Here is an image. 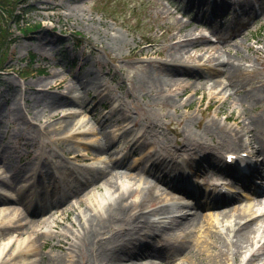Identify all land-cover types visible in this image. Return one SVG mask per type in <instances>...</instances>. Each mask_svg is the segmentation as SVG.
Instances as JSON below:
<instances>
[{"label": "bare ground", "instance_id": "6f19581e", "mask_svg": "<svg viewBox=\"0 0 264 264\" xmlns=\"http://www.w3.org/2000/svg\"><path fill=\"white\" fill-rule=\"evenodd\" d=\"M203 4H206V1L195 5L191 2L186 8L196 10L195 19L207 22L202 13ZM248 5L247 10L253 3ZM220 8L223 9L222 6ZM214 30L217 31L218 28L215 27ZM200 36L208 40L206 35H197L194 31L172 35L168 47L171 60L162 61L152 66L150 70L145 67L143 86L162 91L174 86L177 88L184 78L181 76L183 74L193 77L203 76L207 81L212 82V86H221L222 90L226 91L233 90L227 100H231L236 94L245 102L247 98L254 97L256 104L260 103L264 99L263 93L259 96V90H264L263 82L254 81L250 90L245 89V86L257 77L254 69L245 70L239 61L224 60V55L222 61L220 56L212 55L209 61L220 62L217 61L213 65L202 63L199 66L198 62L202 56L189 59L185 55L187 52L176 49V46L199 39ZM196 66L203 71H195ZM51 76L53 79H39L29 83L21 93L23 103L19 101L11 107L4 108L0 102V132L6 118H13L19 125L30 129L34 125L41 124L42 118L46 117L47 123L39 127L43 134H63L60 138H53V142L57 145H62L73 137L85 138L84 135L95 133L106 137L105 144L95 149V156L92 157L89 165L74 162L64 164L58 159L64 154L70 158L85 159L87 154L80 151L88 150L92 141H83L79 144L81 148L77 150L69 146H60V153L56 151L48 153L42 149L39 141L30 140L34 137L29 130L26 138L23 137V145L36 146L33 159L29 162V174H26L23 165H17L0 147V168L6 167L5 169L11 172L9 179L0 177V202L3 203L0 205V264L37 263L41 243H45L46 239H53L52 247L61 248L66 255L49 250L43 256L41 264L156 262L145 261L147 258H157L165 264H180L174 260L186 259L189 254L202 259L205 263L222 264L221 260L229 253L233 264L239 262V257L245 248L243 246L236 249V247L250 241L255 244L251 252L252 257H258L256 264H264V256H262L264 243L257 248L259 242H264V225L260 228L255 227L256 218L264 216V197H258L264 196V185L249 187L240 183L235 192L226 195L221 192L222 183L213 181V187L201 188L192 185L190 182L194 180L190 181V178L185 177L187 171L191 174L188 161L195 153L208 157V151L213 152V148L208 143V139L211 140L209 136L213 126L205 128L201 133L192 132L188 129L187 123L193 122L194 119L188 116L179 130V136L172 142L166 139L160 149H151L153 146L151 144L154 143L152 139L157 134L155 130L161 127L159 123L152 120L146 121V125L145 122H138L137 117H133L132 112L122 105L117 107L126 112L121 118L117 116L115 109L97 113L100 105L104 106L109 97V92L101 94L109 87L100 78L93 77L85 82L80 75H77V82L73 87L67 85L65 92H56L53 88L61 86L64 81L55 79L56 73H51ZM88 83L94 86L93 98L97 99V103L92 107L85 98L89 93L88 90L86 91ZM195 87L198 89L199 85ZM74 105L85 109L78 116L76 123L73 124L71 119L72 115L77 114L76 111L65 113L59 119L50 121V118L55 116L51 113L54 109L73 108ZM252 105L254 104L250 106ZM96 114L100 115L102 120L110 121L111 125L108 124L106 127L103 125L98 129L89 127L88 118ZM240 118L241 114L236 116V119ZM122 122L131 124V127L122 130L118 127ZM240 122L241 128L232 129L227 134L224 131V133L219 132L220 141L224 142L228 139L230 141L226 146L228 148L234 144H242L243 138L247 137L246 147L253 145L252 147L257 151L255 153L261 155L263 157L261 160H264V108L256 117H251L247 122L237 121V124ZM107 127H111V130L108 131ZM136 129L139 130L134 133ZM69 131L71 134L68 133ZM10 136L8 142L10 138L13 139L12 134ZM128 138L131 142L129 151L124 153L123 148L114 149L116 143L124 144ZM214 149L218 153L223 151L221 148L214 147ZM14 152L18 151L14 149ZM132 153L147 155L149 159H153L152 165L146 167L137 160L128 162L127 157ZM53 158L59 161L55 167L52 166ZM259 166H253V169L258 172ZM185 167L186 173H180ZM259 172L260 178H264V170L260 169ZM38 174L40 177L36 179ZM51 174L54 175L52 181H50ZM174 174L177 178H187V181L168 179V175L174 176ZM18 178L23 179V183L19 189H16L12 184ZM89 182L94 186L88 192L85 185ZM144 182L147 183L145 188L142 187ZM160 184L165 185V188ZM227 184V186L232 185ZM144 189L147 190L145 197H140L139 193ZM180 194L194 200L202 197L211 201L206 202V208H214L222 199L228 202L234 197L236 199L254 197V204L246 206L244 203H239L231 208L218 209L210 215L199 213L197 208L190 204L184 205L187 209L181 213L169 214L168 210L171 207L180 204L178 201ZM71 195H78V198L62 208L63 201ZM130 196L136 197L134 203L137 210L132 206L133 201L128 203ZM151 205L156 206L151 208V211H147L146 208ZM72 212L77 214L78 231L63 228L60 233H53L58 220L70 219ZM231 212L233 213L230 214ZM150 214H154L156 218H149ZM142 215L144 218L138 220V216L142 217ZM215 215L218 216L217 223L227 221L226 228L234 231L235 241L224 243L219 231H214L211 227L207 230L204 239L193 240L195 229H200L206 223L211 224L210 218ZM219 215L230 216L231 219H220ZM71 224L74 226L75 222ZM248 263L250 260L246 264ZM225 264L230 263L225 261Z\"/></svg>", "mask_w": 264, "mask_h": 264}, {"label": "rangeland", "instance_id": "374dc122", "mask_svg": "<svg viewBox=\"0 0 264 264\" xmlns=\"http://www.w3.org/2000/svg\"><path fill=\"white\" fill-rule=\"evenodd\" d=\"M204 1L206 4H203L201 8L207 22H200L194 18L196 10H189L186 6L189 7L191 2L195 5L202 4ZM249 3L253 5L247 10ZM222 4L223 8L226 7L225 9H220ZM228 4H231V7ZM18 6L23 11V20L18 22L12 18L6 24V39L12 43L3 50L4 57L0 59V102L4 108L11 107L19 101L23 103L21 93L24 88L39 79H53L51 73H56L55 79L64 81L61 86L53 88L56 92H65L67 85L73 87L77 82V75H80L85 82L98 77L109 87L101 94L109 92V97L104 106L100 105L97 113L115 109L117 116L121 118L126 112L117 107L122 105L132 112L133 117H137L138 122H145L146 125V121L152 120L161 125L160 129L155 130L157 134L152 139L154 143L151 144L153 145L151 149H160L166 139L172 142L179 136V130L189 116L194 119L193 122L187 123L188 129L192 132L201 133L205 128L213 126L209 136L211 140L208 139V143L215 152L214 147L224 149L230 144L228 139L224 142L220 141L219 132L227 134L232 129L241 128L242 123L237 124V121L247 122L264 108V99L256 104L254 97L247 98L245 102L241 96L234 94L231 100H227L233 90L226 91L222 90L221 86H212V82L207 81L203 76L193 77L183 74L181 76L184 78L177 88L174 86L162 91L145 88L142 83L145 67L150 70L152 66L162 61L171 60L168 47L172 35L192 31L197 35L207 34L209 40L200 36L199 39L176 46L177 50L187 52L185 55L189 59L202 56L198 62L199 66L202 63L213 65L219 60L209 61L210 56H220L222 61V55H224V60L234 59L242 63L243 69L256 71V79L247 84L245 89L250 90L254 81L264 83V0H235L234 2L231 0H20ZM28 23H31L33 27L28 28ZM215 27L218 28L217 31L214 30ZM198 45L201 47L197 48ZM199 66L195 67V71H203ZM184 84L186 85L183 86ZM195 85H199V88L196 89ZM87 90L89 93H85V98L92 107L97 103V99L93 98L94 86L88 83ZM259 91V96L264 94V90ZM251 104L254 105L250 106ZM83 110L85 109L79 105H74L73 108L54 109L51 113L55 116L51 117L50 121L59 119L65 113L76 111L77 114L71 116L74 124ZM239 114L241 118L236 119ZM88 122L89 127L97 129L103 125L105 127L108 124L111 125L110 121L102 120L98 114L94 117L90 116ZM40 123L28 129L19 125L13 118H6L0 132L1 149H4L5 154L9 155L17 165H23L26 168V174H29V162L33 159V151L36 148V146L23 145V137L26 138L29 130L34 137L30 140L39 141L42 149L48 153H55V151L60 153V146H69L77 150L81 148L79 144L83 141H92L88 150L80 151L87 154L85 159L70 158L64 154L63 157H58L64 164L74 162L89 165L92 157L95 156V149L105 144L106 137L95 133L84 135L85 138L73 137L70 141L57 145L53 142V138H60L63 134H43L39 126L47 123L46 117H43ZM130 126L131 124L122 122L118 127L125 130ZM107 130L110 131L111 127H107ZM138 130L136 129L134 133ZM68 133L71 134V131ZM11 134L14 140L10 138L8 142ZM129 140L130 138L124 144L116 143L114 149L123 148L124 153L129 151L131 148ZM246 144L247 137L243 138L242 144H234L231 147L237 148ZM250 146L253 145L250 144ZM14 149L18 152H14ZM251 149L253 152L256 151L253 147ZM135 160L146 167H150L153 163V159H149L147 155L134 153L128 155V162ZM262 163L264 167V161ZM57 164L59 161L53 158L52 166L55 167ZM5 168H0V177L9 179L11 172ZM206 170L200 167L199 173L193 174L192 177L196 178L198 174ZM38 177H40L39 174L35 178L38 179ZM258 177V175L242 176V180H237V184L248 183L247 185L252 187L264 185V179L260 180ZM200 179L203 181L202 186L204 182L212 180L208 175ZM22 181L23 179H16L13 181V187L17 189ZM91 184L89 182L85 185L88 192L94 186ZM160 185L165 188V185ZM146 186L147 183H142L143 188ZM237 187L239 186L233 183L231 186L224 187L223 192L231 195L230 193L235 192ZM146 192V189L142 190L139 193L140 197H145ZM77 198L78 195L69 196L63 201L62 208L75 202ZM253 198L236 199L234 197L228 202L222 199L214 208H206V202L211 201L202 197L194 200L181 195L178 199L180 204L171 207L168 212L169 214L181 213L187 209L184 205L191 204L199 213L210 215L218 209L231 208L239 203L253 206ZM135 199V196H130L128 203L133 201L132 206L134 210H137ZM2 204L0 202V205ZM155 206L151 205L146 210L151 211V208ZM148 217L156 218L154 214ZM229 217L219 215L220 219ZM69 218L58 220L53 233H60L63 228L78 231L77 214L72 212ZM143 218L144 215L138 216L137 219ZM217 218L218 216L215 215L210 218L211 224L206 223L200 229H195L192 239H204L207 230L211 227L214 231H219L224 243L229 244L235 241L234 231L226 228L227 221L217 223ZM71 222H75V225L73 226ZM256 223L255 227L258 228L264 225V216L257 217ZM53 242V239H46L45 243H41L39 261L34 264H41L43 256L49 250L65 254L61 248L52 247ZM263 243L259 242L257 248ZM243 246L245 248L239 257V262L233 264H246L248 260H250L248 264H256L258 257H252L251 252L255 244L251 241L245 242L238 245L236 249ZM156 259L147 258L145 261L153 260L156 262L152 264H165ZM174 261L180 264H210L192 254H189L186 259L177 258ZM221 261L222 264H225V261L232 264L231 254L229 253Z\"/></svg>", "mask_w": 264, "mask_h": 264}, {"label": "trees", "instance_id": "16d2710c", "mask_svg": "<svg viewBox=\"0 0 264 264\" xmlns=\"http://www.w3.org/2000/svg\"><path fill=\"white\" fill-rule=\"evenodd\" d=\"M18 3H20V0H0V59L4 57L3 50L12 43L6 39V24L12 18L18 22L23 20V11L19 8ZM27 26L28 28L33 27L31 23H28Z\"/></svg>", "mask_w": 264, "mask_h": 264}]
</instances>
